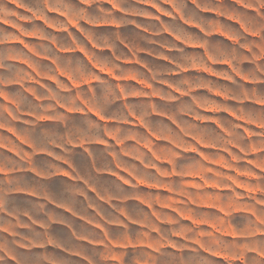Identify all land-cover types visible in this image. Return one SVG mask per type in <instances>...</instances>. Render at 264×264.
Here are the masks:
<instances>
[{
	"label": "clouds",
	"instance_id": "clouds-1",
	"mask_svg": "<svg viewBox=\"0 0 264 264\" xmlns=\"http://www.w3.org/2000/svg\"><path fill=\"white\" fill-rule=\"evenodd\" d=\"M24 5L0 0V264H264V0Z\"/></svg>",
	"mask_w": 264,
	"mask_h": 264
},
{
	"label": "rangeland",
	"instance_id": "rangeland-1",
	"mask_svg": "<svg viewBox=\"0 0 264 264\" xmlns=\"http://www.w3.org/2000/svg\"><path fill=\"white\" fill-rule=\"evenodd\" d=\"M8 5L16 10L17 14H21L27 11L25 5H24V0H8ZM5 27L9 29L11 32H16L18 31L17 27L14 26L11 22H5L4 20L0 19V27ZM27 39H34L35 37L32 34H27L26 36ZM18 44V46H23L22 43L20 42H15ZM213 75H219L218 73H213ZM13 88L19 87L18 85L12 86ZM2 99V97H0Z\"/></svg>",
	"mask_w": 264,
	"mask_h": 264
}]
</instances>
